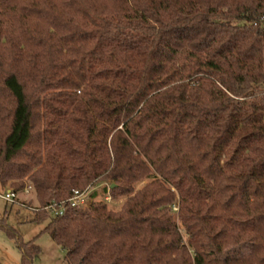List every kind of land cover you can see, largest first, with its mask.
Wrapping results in <instances>:
<instances>
[{
  "label": "trees",
  "instance_id": "obj_1",
  "mask_svg": "<svg viewBox=\"0 0 264 264\" xmlns=\"http://www.w3.org/2000/svg\"><path fill=\"white\" fill-rule=\"evenodd\" d=\"M262 23L264 0H0V190L31 186L68 264H264ZM97 182L119 209H45Z\"/></svg>",
  "mask_w": 264,
  "mask_h": 264
},
{
  "label": "rangeland",
  "instance_id": "obj_2",
  "mask_svg": "<svg viewBox=\"0 0 264 264\" xmlns=\"http://www.w3.org/2000/svg\"><path fill=\"white\" fill-rule=\"evenodd\" d=\"M105 186L106 182H97L91 186L92 193H96V196L91 198L92 201L103 198ZM140 186L139 184L136 188ZM5 188L13 189L9 183ZM32 192L19 191L18 203L15 204H9L0 199V261L2 264H21L22 254L18 246L22 242L27 243L36 238L35 243L39 251L31 259L30 264H68L64 250L53 241L48 233L41 232L42 224L33 221L32 210L37 202ZM122 201L123 199H119L113 204H108L109 209H119ZM176 209V207L172 208L173 211ZM5 225L12 229L15 237L6 234Z\"/></svg>",
  "mask_w": 264,
  "mask_h": 264
},
{
  "label": "built area",
  "instance_id": "obj_3",
  "mask_svg": "<svg viewBox=\"0 0 264 264\" xmlns=\"http://www.w3.org/2000/svg\"><path fill=\"white\" fill-rule=\"evenodd\" d=\"M261 26L264 29V23L261 24ZM107 188L106 193L103 195V198L101 200H103L106 204H113L114 200H112V198L109 195V187L106 185L105 186ZM91 186L85 188L84 190L78 191L75 190L73 191V194L70 198H68L66 200V202H62V203H55L52 202L48 207H46L45 209L48 211H52L54 214H61L62 213V207L64 206L63 204H68L71 207H76L79 209H87L90 205V203L92 202L91 199V194H92V189H90ZM25 193H29L32 192V188L30 185H27L26 187L23 188V190ZM18 195H19V191H15L12 188H4L2 190V193H0V199L2 201H5L6 203L9 204H15L18 203Z\"/></svg>",
  "mask_w": 264,
  "mask_h": 264
}]
</instances>
